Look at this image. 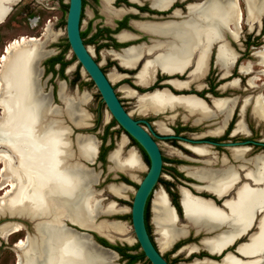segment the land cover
<instances>
[{
	"label": "bare ground",
	"instance_id": "6f19581e",
	"mask_svg": "<svg viewBox=\"0 0 264 264\" xmlns=\"http://www.w3.org/2000/svg\"><path fill=\"white\" fill-rule=\"evenodd\" d=\"M155 1L166 5L169 0ZM19 2L21 0H0V25ZM103 2L106 4L107 0ZM241 3L243 12L239 0H204L203 4L188 6L186 20L165 27L171 40L162 47L150 49L161 50L154 59L144 64L136 76L138 85H149L156 69L167 75L182 74L195 59V68L188 78L190 81L173 79L168 82L176 90H186L193 81H200L204 77L213 47H216V63L223 73L222 77L229 76V69L238 54L226 41V36L238 42L243 32V15L249 32L261 28L264 18V0H241ZM50 26H47L44 37L49 34ZM45 43L43 38L20 37L5 46L0 56V191L3 192L0 195V213L37 220L34 225L36 234L15 243L17 264H113L116 260L114 254L97 248L87 237L64 228L62 224L68 222L82 231L91 230L111 242L132 241L122 222L99 220L101 216L118 215L124 210L118 208L115 201L103 204L102 191L93 190L100 174L93 173L78 162L77 157L87 163L93 162L98 142L86 134L76 135L71 141L72 132L63 121L66 118L76 129L91 128V116L82 107L88 104L90 96L78 91L70 94L64 82L59 81L57 99L62 107L52 104V100L50 102L51 93H45V84L41 83L40 63L51 54V51L44 49ZM141 54V48L132 47L117 55L116 59L122 67L131 68ZM253 57L262 67L259 72L264 77V45ZM251 65L241 66L240 72L245 75L251 73ZM72 71L73 67L66 70L68 74ZM107 77L112 84L122 79L115 72ZM248 80L249 86L255 88L256 78ZM238 84L239 80L233 79L222 85L221 90L237 89ZM197 87L201 88L202 85L198 84ZM118 92L125 98L135 99L136 112L140 115L150 113L157 116L181 109L185 113L183 120L190 117L194 118V122L218 120L220 127L212 132L215 135L220 134L230 121L237 100L217 98L209 108L203 100L193 95L176 96L165 89L135 96L127 86H121ZM248 106H251L252 117L264 123V96L245 97L235 132L245 131L243 114ZM173 118L171 116L169 120ZM156 127L161 133L166 132L161 122L156 123ZM73 146L76 150H73ZM126 147L127 138L122 136L108 154V172L126 173L133 182L139 183L140 178L135 173L145 172L146 168L136 150L130 148L125 152ZM194 151L199 154L204 152L202 148H195ZM241 152L232 151L234 156H239ZM208 171L198 174L206 181V188L217 196L231 189L237 181V175L231 168L219 173ZM247 176L259 186L250 189L244 185L238 188L235 199L224 202L225 211L210 199L194 198L182 190L181 207L185 221L194 226L198 230L196 232L203 230L204 234L210 235L201 239L200 244L211 254L225 251L240 239L251 228L257 213H260V217L255 234L237 250L244 256L264 253V158L255 160L254 168ZM105 189L109 195L119 199H126L128 193L135 192L132 187L119 184H108ZM151 215L155 243L164 254L174 242L186 236L187 225L177 226L178 219L161 189L153 195ZM23 231L20 224L7 223L0 227V238L6 241ZM181 250L186 253L198 251L195 246H186ZM260 262L258 258L252 262H242L229 253L220 263L194 260L191 264Z\"/></svg>",
	"mask_w": 264,
	"mask_h": 264
},
{
	"label": "flooded vegetation",
	"instance_id": "af4514ba",
	"mask_svg": "<svg viewBox=\"0 0 264 264\" xmlns=\"http://www.w3.org/2000/svg\"><path fill=\"white\" fill-rule=\"evenodd\" d=\"M203 3L204 0H169L166 5H164L155 0H107L105 4L103 0H81L80 36L83 44L105 77L111 72H115L122 76V79L117 84L109 82L124 110L131 115L133 120L146 122L151 127L155 136L151 134L152 132L148 130L146 124H140L157 143L161 153L162 167L158 182L154 189L155 192L161 189L166 195L170 205L176 209L178 215L177 226L187 223L182 218L180 207L182 190H186L188 194L194 198L210 199L216 206L225 211L224 202L233 200V198L235 199L238 188L244 185L248 186L250 189L259 186L252 182L247 174L253 170L255 160L264 158V123L260 122V124H256V127H261L262 125L263 130H261V132L254 130V126L247 122L248 116L252 118L251 106H248L243 114L245 131L235 132L238 123L236 117L240 116V108L245 97L242 94L238 95L236 92H229L230 89L221 90L222 85L233 79L239 80V86L237 89L231 90L245 92L248 91L249 88L252 89L247 82L248 78H246L250 73L244 75L240 72V67L243 66L240 64L242 56L238 55L229 69V76L223 78V73L216 63V47H213L210 50L206 63V70L204 77L200 80L201 82L193 81L186 90H176L168 84V82L173 79L184 82L190 81L188 78L195 68V59L192 60L188 67L186 66L182 74L167 75L160 69H156L152 82L146 87L140 86L136 82V76L139 74L144 64L154 59L161 50L158 48L150 51V49L154 46L162 47L171 40V35L165 30V27L186 20L188 17V6ZM84 18H86V21ZM226 41L231 46L233 41L229 39L228 36H226ZM242 42H246L248 46V43L252 41L243 40ZM132 47L141 48V57L133 67H122L120 62L116 59V56L122 55L125 50ZM62 64V59L57 57L52 61L51 65L47 66V70L53 69L56 71V77H59ZM50 73L51 76L47 77V81L53 78L52 71H50ZM75 78L76 76H74V79ZM198 84H201L202 87L198 88ZM262 85H264V83H262ZM121 86H127L134 92L135 96H143L147 92L164 89L176 96H199L209 108L212 106V101L214 99L223 98L227 95L237 100L230 121L226 123L220 134L215 135L212 134V132L220 127V122H218V120L194 122L193 117L183 120L185 114L181 109H177L174 112L166 111L163 114H159L160 116H155L150 113L140 115L136 112V104L133 105L131 102L122 101V99L131 100L133 98H125V96L118 92ZM262 90L264 91V88ZM50 93L52 98L54 88H50ZM222 95L225 96L217 97ZM126 104L133 105L135 110L128 112V108L130 107H126ZM131 113L137 114L141 118H134ZM171 116H174L173 120H169ZM158 122L164 125L166 132L161 133L157 129L156 123ZM121 131L124 133L122 129ZM72 134L74 135V132ZM259 136L263 138L260 139ZM126 138L127 147L125 150L127 151L129 148L133 147L139 154L141 162L148 166L149 160L141 147L129 136H126ZM229 144L231 145L229 146ZM116 145V143L109 141L105 144V149L102 152L99 153L98 151L99 154L93 164L98 171L99 168L104 165L103 160L105 159L107 161L110 150ZM162 146L167 149V154H164ZM195 148H202L204 152L199 154L194 151ZM233 150H241L242 152L239 156H234L232 153ZM105 152H108L106 158L104 156ZM227 168H231L236 173L237 181L233 184L231 189L229 188V190H226L221 196H217L206 188V181L202 179L198 173L208 170V172L219 173L221 170ZM99 173V181L95 186H104L108 179L114 180L115 183H125L130 181L129 177H131L126 173H119V178L113 179L112 176H109L110 174L107 173L108 175H106L103 170L101 172L99 171ZM143 177H139L140 180L143 179ZM107 185L108 184H106L104 188ZM158 186L160 187L156 190ZM94 187V191L99 190ZM107 197L108 196L103 199L108 200ZM152 197L151 194L147 201L144 219L151 240L156 244L149 228L148 214L149 209L151 212ZM259 217L260 213H257L251 228L231 247L224 251V253L229 251L235 258L238 260L240 259L242 262H252L258 258L261 261L260 264H264V253L260 254L261 256H244L237 250L238 246L246 243L250 236L255 234ZM66 226L74 227L68 222ZM186 229L187 231L184 239H181L171 246L164 254L162 253L163 259L168 264H191L194 260H201L203 257H210L219 261L220 257H211L200 244L201 239L210 235L204 234L202 232L203 230H200L201 233L196 235L195 231L198 230L192 225L187 224ZM94 239L97 243L101 245L104 244L100 238L96 239L94 237ZM124 243L125 245L120 244L119 247L107 244L110 246L108 248L113 249V251L117 253V260H122L121 264H131V262H134L132 264H151L144 257L138 244L139 254L129 249V243ZM3 244L5 245L3 249L8 250L11 257L7 264H16L17 254L14 248L15 244L12 242H4ZM103 246L106 247V245ZM184 246H195L198 251L192 253L182 252L181 249L185 248ZM6 259L7 256L5 253H0V264H4Z\"/></svg>",
	"mask_w": 264,
	"mask_h": 264
},
{
	"label": "rangeland",
	"instance_id": "374dc122",
	"mask_svg": "<svg viewBox=\"0 0 264 264\" xmlns=\"http://www.w3.org/2000/svg\"><path fill=\"white\" fill-rule=\"evenodd\" d=\"M67 2L68 0H21V2H19L17 5L13 6L5 22L2 25H0V56L3 54L5 46H7L11 41L19 39L20 37L29 36V37L43 38L44 40H46V43L44 44L43 47L45 50L51 51V54L40 63V67H42L41 83L42 85L45 84L44 92L47 93L50 91V88H54V94L52 97L54 100L52 99V102L54 105L60 107H62V104L57 99V88H58L57 84L59 81H66V86L70 94L74 93L75 91H78L80 94L83 92L89 94L88 96L90 97L88 104L82 107L91 116L89 120V123L91 124V128L89 130L74 129V127H72V125L68 123L66 118H63V121L65 125L73 129L74 135L72 134L70 136L71 141L74 140L75 135H85V134L91 135L98 142L99 145L98 151L100 153L105 149L106 143L112 141L113 143L117 144L120 142L122 136H126V135L121 131V129L118 128L116 123H113L114 121L111 118L110 114L108 113L106 107L102 103L100 95L98 94L95 86L93 85L89 77L85 74V72L81 69L80 65L77 63L75 57L73 56L68 46L66 39V32H65ZM239 4L241 11L243 12V4L241 3V0H239ZM84 20L86 21V18H84ZM47 26H50V32L47 36L44 37L43 35L45 34V30ZM241 31L243 32H241L238 42L237 43L232 42L231 47L236 51V53L239 56H242L240 64L242 65H247L248 63L252 64L251 65L252 73H250L246 78L248 79H252V77L256 78L255 88L253 89L249 88L248 91L245 92L234 91L230 89L229 92H236L238 95L242 94L244 97H248V96L256 97L259 94H262L264 96V91L262 90L264 88V85H262V83H264V77L259 72L262 70V67L258 64L257 59L252 57L253 54L264 45V18L262 20L261 28H255L252 32H249L247 26L245 25V16L243 15ZM243 40H249L252 42L248 43L247 46L246 42H242ZM57 57L62 59V62L65 63L64 70L62 71L59 77H56V71H54L53 69L47 70V66L51 65L52 61L55 60ZM69 67H73V71L70 72L69 74L66 72L67 75H65V70H67V68ZM50 71H52L53 78L47 81V77L51 76ZM74 76H76L75 79ZM223 96L225 95L217 96V97H223ZM226 97L230 98L231 96L227 95ZM122 101L131 102L133 105L135 104V100L133 99L131 100L122 99ZM133 105L126 104V107L128 106L130 107L128 108V112H132L135 110V107ZM133 117L141 118L137 114H133ZM236 119L238 120L239 117H236ZM247 122L251 123L254 126L255 131L261 132V130H263L262 125L261 127H256V124L257 123L260 124V122L256 121L253 117L251 118L248 116ZM259 138L262 139L263 137L259 136ZM115 147L116 146H114L110 150V152ZM162 148L164 149L163 150L164 154H167L168 152L167 149L164 146H162ZM73 149H75L74 146ZM107 153L108 152H105L104 154L105 158L107 156ZM80 161L83 162L82 160ZM103 163H104L103 167L99 168L100 172L103 170L104 173H106V175L110 174L109 176L112 177L113 174L116 175L119 174V172L109 173L108 170L106 169V167L109 166V162L104 159ZM143 164L145 168L148 167L147 164L145 163ZM90 167L95 169L96 173H99L98 169L95 166L91 165ZM0 172H1V167H0ZM145 172H140V173L136 172L135 175L141 178L144 176ZM0 182H1V178H0ZM109 183H115V181L112 179L110 180L108 179L107 182L104 184V186ZM125 183L130 187H132L134 190H136L137 183L132 181H127ZM98 186H95L94 188H97L99 189L98 191L103 192L101 197L105 198L106 196H108L107 197L108 200L103 199V204H107L109 203V201H115L119 205L118 208H122L124 210L122 213L118 215H113L109 217L101 216L99 220L107 219L109 221L122 222L129 231V237L132 240L129 243V249L139 254L138 245L135 240V236L133 234V230L130 222V207L133 199V194L128 193L126 199L122 198L117 200L113 196L109 195L108 192H106L104 186L102 185H100L99 187ZM159 187L160 186H158L156 190L159 189ZM2 193L3 192L0 191V195H2ZM148 215H149V228L151 230L152 237L156 239V235L154 234L155 233L154 227L151 224L152 215L150 209ZM29 229L30 227L28 228V230ZM77 231H82V230L77 229ZM92 234L96 239H99V237L96 234L94 233ZM22 236H23V232H21L20 234L13 235L6 241L0 239V253L4 252L5 255L7 256L6 262L4 264H7L9 262L8 260L11 259V257L10 254L8 253L9 251L3 249V246H5L3 243L12 242L15 244L18 239H21ZM114 242H115L114 246L119 247L120 244L125 245L123 241H119V242L114 241ZM117 259L118 257H116V260L113 264L122 263L121 259L120 260Z\"/></svg>",
	"mask_w": 264,
	"mask_h": 264
},
{
	"label": "water",
	"instance_id": "95a60500",
	"mask_svg": "<svg viewBox=\"0 0 264 264\" xmlns=\"http://www.w3.org/2000/svg\"><path fill=\"white\" fill-rule=\"evenodd\" d=\"M80 19H81V0H68L66 19H65V32H66V39H67L69 48L73 56L75 57L77 63L80 65L81 69L85 72V74L89 77V79L94 84L98 94L100 95L102 103L106 107L111 118L117 124L118 128H121L124 131V134L126 136H129L130 138H132L141 147V149L144 151V153L146 154L149 160V165L148 167H146L145 176L143 177V179L140 180L139 183H137V188L133 194V199H132L131 207H130V222H131L133 234L135 236V240L137 244L139 245L140 250L142 251L144 257L151 264H168L163 259L162 253L158 249L157 245L154 244L153 241L151 240V237L147 231V228L145 225V219H144L145 207H146L147 201L150 195L152 194L153 196L155 192L154 188L158 182L159 175L161 172L162 158H161L159 147L157 143L152 139L150 134L140 125V124H146L148 130L152 132L149 124H147L146 122H139V121L133 120L131 115L124 110L123 106L121 105L120 101L118 100L115 94L113 87L111 86V83L109 82L107 77L104 76L99 66L92 59L91 54L88 52V50L84 46L83 41L80 36ZM41 68L42 67H40V69ZM65 75H66V70H65ZM63 82L66 85V81H63ZM154 91L155 90H153L152 92ZM199 99L202 100L201 98ZM69 128L71 132L73 133V129L71 127ZM89 129L90 128L81 129V130H89ZM151 134L155 136L153 132ZM165 138H170V137H165ZM230 145L231 144H229V146ZM97 155H98V149H97L96 157ZM96 157L91 163H87L84 161L81 162L78 157L77 159H78V162L81 163L85 168L99 175L100 173H96L94 169L90 167L91 165L95 163ZM107 161H108V158H107ZM107 170H108V166H107ZM112 178L118 179L119 177L118 175L113 174ZM129 179L130 181H132L130 177ZM109 184H119V185L130 187L124 182L109 183ZM171 207H172V210H173V213L176 219H178L176 209L173 206ZM180 207H181V202H180ZM181 212H182V218L185 220V215H184V211L182 207H181ZM109 216L110 215H107L105 217H109ZM103 220L107 222H117V221H109L107 219H103ZM7 223H18L23 227L24 231H23V236L21 237V239L27 240L28 236L33 237L36 234L34 225L37 223V220H35V218L21 217V216L14 217V216H11L9 213L8 214L0 213V227ZM66 223L67 222L62 223L64 228L69 229L78 235L87 237V239L89 240L91 244H93L97 248L106 250L114 254L117 257V253L115 251L97 243L92 233L96 234L100 239H103L109 245L114 246L115 245L114 241L111 242L91 230L77 231L75 227L66 226ZM181 225H187V223L181 224ZM29 227L30 229L28 230ZM199 233L201 232L195 231L196 235ZM21 239H18L17 241H20ZM181 239H184V237ZM181 239H178L176 242H174L172 246L176 244L178 241H180ZM206 253L210 255L211 257H220V259L219 261H217L210 257H203L201 259L202 261L205 260V261L220 263L230 252L228 251L224 253V251H221L219 254H216V255L211 254L210 252H207V251ZM16 264H17V261H16Z\"/></svg>",
	"mask_w": 264,
	"mask_h": 264
},
{
	"label": "trees",
	"instance_id": "16d2710c",
	"mask_svg": "<svg viewBox=\"0 0 264 264\" xmlns=\"http://www.w3.org/2000/svg\"><path fill=\"white\" fill-rule=\"evenodd\" d=\"M69 46V45H68ZM64 67H65V63H63L62 65H61V73H62V71L64 70ZM113 123H115V122H113ZM101 240V239H100ZM104 244L103 245H106V247H110L109 245H107V243L104 241V240H101ZM132 263H134V262H131V264Z\"/></svg>",
	"mask_w": 264,
	"mask_h": 264
},
{
	"label": "crops",
	"instance_id": "0c3cea01",
	"mask_svg": "<svg viewBox=\"0 0 264 264\" xmlns=\"http://www.w3.org/2000/svg\"><path fill=\"white\" fill-rule=\"evenodd\" d=\"M49 99H50V102H51V100H52V99H51V96H49ZM52 104H53V102H52ZM52 104H51V105H52Z\"/></svg>",
	"mask_w": 264,
	"mask_h": 264
}]
</instances>
